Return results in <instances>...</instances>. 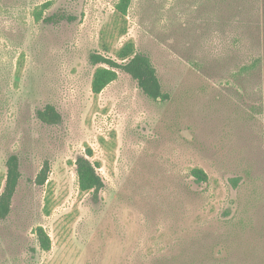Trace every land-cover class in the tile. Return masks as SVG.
Here are the masks:
<instances>
[{
  "label": "rangeland",
  "instance_id": "obj_1",
  "mask_svg": "<svg viewBox=\"0 0 264 264\" xmlns=\"http://www.w3.org/2000/svg\"><path fill=\"white\" fill-rule=\"evenodd\" d=\"M116 3L0 0V179L12 155L20 172L0 264H264V0H131L125 22ZM128 42L166 101L119 70L92 94L89 55Z\"/></svg>",
  "mask_w": 264,
  "mask_h": 264
},
{
  "label": "trees",
  "instance_id": "obj_2",
  "mask_svg": "<svg viewBox=\"0 0 264 264\" xmlns=\"http://www.w3.org/2000/svg\"><path fill=\"white\" fill-rule=\"evenodd\" d=\"M130 4L131 0H117L115 4V13L123 22H125ZM34 16L38 20L41 17V12H34ZM124 32L125 30L122 33ZM116 56L118 62L98 53L89 55V62L95 67L91 79V92L93 95H99L106 86L114 82L117 79L116 71L119 70L129 75L136 82L139 90L150 100L164 102L168 99V96L161 90L152 63L148 57L136 53L133 43L124 44L117 51ZM261 56H263L262 60L264 62V50ZM37 116L45 124H55L60 120L59 114L52 106H46L43 110L38 111ZM91 157L92 151L87 149L85 156H80L75 160V174L79 191L96 195L102 190L104 184L96 171V165L89 160ZM5 167L4 180L0 179V220H4L10 213L12 198L20 178L16 156H10L6 160ZM48 173L49 166L45 163L36 177V183L43 185L47 181ZM191 174L198 182L207 180L206 174L200 169H193ZM35 232L39 249L48 252L51 248L49 236L42 227H38Z\"/></svg>",
  "mask_w": 264,
  "mask_h": 264
}]
</instances>
